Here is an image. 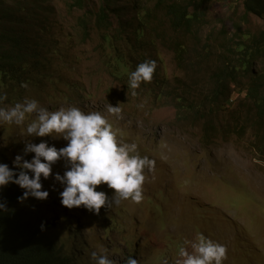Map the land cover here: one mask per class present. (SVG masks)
<instances>
[{
  "label": "rangeland",
  "instance_id": "obj_1",
  "mask_svg": "<svg viewBox=\"0 0 264 264\" xmlns=\"http://www.w3.org/2000/svg\"><path fill=\"white\" fill-rule=\"evenodd\" d=\"M103 1L88 0L87 9L75 7V0L42 1L45 4L39 13L50 29L48 36L39 35L41 42L63 47V59L50 64L47 72L51 77L37 86L36 79L23 99L13 100L0 90V95L6 96L0 106L29 98L36 99L39 106L49 111L76 106L84 112H101L120 139L135 142L141 156L154 160L153 170H145L144 198L140 203L130 200L112 203L107 209L102 207L99 214L82 206L68 209L60 203L62 186L50 175L41 180L43 189L49 193L47 199L33 198L42 203L43 209L38 204L41 209L30 210V197L23 202L17 200V205L27 215L31 213L33 219L46 217L44 224L55 226L48 231L50 236L66 247L77 264H92L90 253L101 246L116 264H125L128 257L135 258L138 264H175L183 241H194L199 236L225 246L223 264H264V118L261 127L257 126L260 116L245 100L247 79H242L239 87L231 86V100L216 107L211 122V107L206 108L207 117L203 119L184 109L178 111L171 98L158 100L155 80L142 83L133 96L127 83L113 78L104 67L109 50L101 49L102 38L95 17L89 38L84 39L79 26V19L88 10L94 16ZM114 2L127 5L129 11L136 6L131 0ZM136 2L155 11L156 0ZM203 6L207 10V23L198 36L201 43L187 35L183 39L189 53L208 43L215 59L197 64L198 69L187 75L178 69L174 51L162 42L156 44L158 54L142 49L130 51L128 37L116 36L117 48L130 51L129 59L135 64H139L143 55L155 60L159 77H165L170 88L182 87L181 84L193 86L191 99L196 97V107L211 96L212 71L220 67V54L236 39L238 31L259 35L264 30L262 19L245 17L244 0H205ZM156 15L164 17L161 12ZM112 22L111 33H118L119 22ZM255 67L261 70L264 58ZM108 104H119L120 119L107 113ZM27 122L21 126L0 124V163L12 168L16 155L23 154L24 140L29 139L24 131ZM207 122L210 133L205 129ZM30 139L32 143L45 140L57 149L67 143L49 137ZM32 155L29 153L25 159L30 160ZM66 170L63 160L52 166L53 173L63 175ZM12 189L14 184H9L0 190V195ZM97 190L104 191L109 198L114 191L103 184ZM188 251L192 249L188 247Z\"/></svg>",
  "mask_w": 264,
  "mask_h": 264
},
{
  "label": "trees",
  "instance_id": "obj_2",
  "mask_svg": "<svg viewBox=\"0 0 264 264\" xmlns=\"http://www.w3.org/2000/svg\"><path fill=\"white\" fill-rule=\"evenodd\" d=\"M42 1L0 0V90L13 100L23 99L27 88L36 79L39 80L37 86L41 80L50 78L47 72L50 64L63 59V47L59 44L47 46L41 42L39 35L48 36L47 31L50 29L48 21L39 13L45 4ZM131 1L136 6L129 11L127 5H116L114 0H104L103 6L94 16L88 10L79 19L82 35L87 39L91 35L95 17L102 38L101 49L109 50V54L105 55L104 67L113 78L127 83L128 73L138 65L129 59V52L142 49L158 54V42L174 51L175 62L180 67L178 69L186 75L196 71L197 64L214 61L215 54L209 49L208 43L203 44L202 49H191L189 53L188 44L183 39L187 35L201 43L198 36L207 23V10L203 6L205 0H170L171 3L156 0L155 11L138 4L136 0ZM87 3L88 0H75L74 6L87 9ZM244 11L246 18L256 16L264 21V0H244ZM158 12L164 13L162 19L156 15ZM128 13L132 16L128 17ZM112 21L119 22L118 33H111ZM238 32L236 39H232L220 54L221 58H217L220 67H215L211 74V96L206 98L209 102L201 100L196 107V97L191 99L194 95L193 86L181 84L182 87L170 88L167 79L159 77L157 70L148 82L155 80L153 84L158 88L154 89L157 91V94L154 92L155 97L158 100L171 98L178 111L184 109L190 114L195 113L197 118L207 117L206 108L211 107V122L216 107L230 100L231 86L239 87L241 80L246 78L245 100L253 105L260 116L257 126L261 127L264 118V67L255 70V64L264 58V30L259 35ZM117 35L118 38L123 35L128 37L126 42L129 52L117 48ZM46 49L49 50L44 51ZM145 60L148 59L143 55L139 63ZM210 122L206 123V132L211 128ZM22 194L21 189L14 185V189L0 195V201L6 204L5 211L0 212V264H77L66 247L50 236L48 231L53 230L54 225L44 224V218H35V221L31 213L27 215L20 209L17 198ZM49 221L56 222L54 219Z\"/></svg>",
  "mask_w": 264,
  "mask_h": 264
},
{
  "label": "clouds",
  "instance_id": "obj_3",
  "mask_svg": "<svg viewBox=\"0 0 264 264\" xmlns=\"http://www.w3.org/2000/svg\"><path fill=\"white\" fill-rule=\"evenodd\" d=\"M156 67V61L149 59L139 63L129 73L127 88L133 96L137 95L136 90L142 83L152 80ZM5 99L6 96L0 95V104ZM107 113L120 119L119 104H108ZM26 121L24 131L29 139L24 140L23 154L16 155L12 168L0 163V190L9 184L17 185L23 190L18 201L23 202L30 197L32 211L43 209L42 203L34 199H47L49 193L43 189L41 180H47L50 175L62 186L60 203L68 209L82 206L89 212L99 214L102 207L107 209L112 203L128 200L140 203L143 200L145 170L152 171L155 162L148 156H141L135 142L120 139L113 124L101 112H84L76 106L49 111L39 106L36 99L29 98L14 105L0 106V124L21 126ZM35 137L62 139L67 143L57 149L45 140L32 143L30 138ZM29 153L33 154L32 158L25 159ZM61 160L66 163L67 170L63 175L53 173L52 166ZM102 184L114 190L111 198L104 191L97 190V186ZM5 209L6 204L0 201V212ZM43 228L42 222L41 230ZM188 247L192 249L191 252ZM226 251L223 244L203 236L194 241L185 239L175 264H223ZM106 252L102 246L98 251H92V264H116ZM125 264H138V261L128 257Z\"/></svg>",
  "mask_w": 264,
  "mask_h": 264
}]
</instances>
